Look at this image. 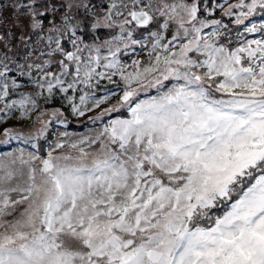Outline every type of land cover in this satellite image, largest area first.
Returning a JSON list of instances; mask_svg holds the SVG:
<instances>
[{"label":"snow or ice","instance_id":"obj_1","mask_svg":"<svg viewBox=\"0 0 264 264\" xmlns=\"http://www.w3.org/2000/svg\"><path fill=\"white\" fill-rule=\"evenodd\" d=\"M6 12L0 125L39 110L32 139L47 138L66 117L40 105L60 95L98 127L44 155L0 151V264H264V23L250 19L264 0H0ZM18 28L39 62L2 50ZM103 81L119 91L100 95Z\"/></svg>","mask_w":264,"mask_h":264},{"label":"rangeland","instance_id":"obj_2","mask_svg":"<svg viewBox=\"0 0 264 264\" xmlns=\"http://www.w3.org/2000/svg\"><path fill=\"white\" fill-rule=\"evenodd\" d=\"M4 2L7 4L8 0H4ZM216 15H217V17H219L220 13L218 12ZM259 15H261V14L258 13L256 16L252 17V19L256 18ZM4 16H5V19L0 21V23L3 24L4 30L9 31V35L11 38V30L13 28V20L15 19V16H14V14L8 13V12L4 13ZM102 31H103V34L106 36V33L108 32V30L102 29ZM22 34H23V29H19V28L16 29L15 38L12 39V43L9 45V48L8 49H2L3 51H7V54L10 58L17 57V56H15V54L19 53L23 50L28 51V49L25 50L24 45L20 41V36ZM253 37L259 38V34H255L251 38H253ZM34 40H35V43L33 41H29V42H33V47L30 46L32 49V55L29 56V58L27 60L28 63H32L33 61L39 62V60L44 58V57L40 56V50L42 48V45L35 38H34ZM145 55H146L145 53H140L139 51L137 53V56L141 59L145 58ZM102 84H103L101 86L102 90L99 93L100 95L105 94L104 93L105 86L107 89L119 91L118 89L115 88L114 85L107 84L106 81H103ZM31 89H32V87L28 88V90H31ZM112 102H114V98H113ZM44 109H47L48 112L50 113L54 108H52V107L49 108V107H47V105H45L44 103L41 102L40 110H44ZM91 114L95 115V113H91ZM38 116H39V110L37 112L33 113L31 115V118L21 119L19 116V112L15 113V115L13 117H10L7 120V122L0 127V129L12 128L13 131L19 135V139H13V140H11V142L16 141L18 143L13 144V146H11L10 149H4L1 151L4 152L5 154L8 152H19L21 149H23L25 152H33V151H37V149L33 148L32 144L37 143L39 146L38 154L44 155V154H46V152L44 150V144L46 142L48 143L47 148H46L48 151L49 145L52 144L55 141V139L58 138L63 132L67 131L70 134H72L73 136H81V135L90 134L92 131H94L98 127V125L93 124V125H89V126L87 125L88 128L86 127L84 129H78V128L76 129V128L67 127L66 123H65V124L59 125L58 128L54 129V126L52 127V125H50L48 128L47 138L42 137L38 141H36V140H33L32 137L35 135L37 129L40 128V126H41L37 122ZM65 117H66V115H65ZM49 118H51V117H49ZM86 121L88 122V118L86 119ZM53 130H54V133H53L54 136H52ZM2 139H4V138L2 136H0V140H2ZM10 143L4 144V145H9Z\"/></svg>","mask_w":264,"mask_h":264},{"label":"trees","instance_id":"obj_3","mask_svg":"<svg viewBox=\"0 0 264 264\" xmlns=\"http://www.w3.org/2000/svg\"><path fill=\"white\" fill-rule=\"evenodd\" d=\"M229 2H234V0H229ZM219 18V17H218ZM228 19L229 18H227V17H224V21H225V23H227L228 22ZM251 19V22H253V23H257V24H260V23H264V14H261V15H259V16H257L256 18H254V19H252V18H250ZM230 27H235L234 25H230ZM109 31V30H108ZM100 33L101 34H103V31L102 30H100ZM255 34H252V36H254ZM252 36H250V38L252 37ZM105 38H107V35L105 36ZM35 43V42H34ZM29 45L31 46V47H33V42H29ZM27 48H25V50H26ZM27 52V50L26 51H21V52H19V55L17 56V55H15V56H17V57H13L14 59H17V60H19L21 63H23L24 62V60L26 59V60H28V58H29V56H25V53ZM14 55V54H13ZM133 58H135V57H133ZM125 60L127 61V62H130V59H129V57H125ZM24 81H25V83L27 84V78L26 77H24V78H22ZM104 84V83H103ZM103 84H101V86L103 85ZM32 87V85H30V84H27V88H31ZM102 90V89H101ZM45 105H47V107H52V108H61V110L62 111H64V113H65V115H66V126L67 127H70V128H78V129H84V128H88V126L89 125H93V124H91L89 121L87 122L86 121V119L88 118V116L89 115H93V114H91V113H89L88 115H86L85 117H75V116H73L72 114H71V112H70V108L66 105V103L63 101V99H62V96H60V95H57L54 99H53V101H52V103H50V104H45ZM63 105V107H61ZM56 121L55 120H53V123H52V127L54 126V129L55 128H58L59 127V125H61L60 123H55ZM88 125V126H87ZM94 125H98V124H94ZM2 125H0V127H1ZM53 133H54V130H53V132H52V136H54L53 135ZM16 143H18V142H16V141H12L9 145H2V146H0V151L1 150H4V149H10L11 148V146H13V144H16ZM47 145H48V143L46 142L45 144H44V150H45V152H47Z\"/></svg>","mask_w":264,"mask_h":264}]
</instances>
